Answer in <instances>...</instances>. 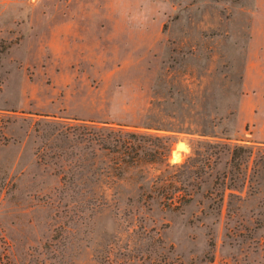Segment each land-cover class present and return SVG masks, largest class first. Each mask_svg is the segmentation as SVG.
Masks as SVG:
<instances>
[{
  "label": "rangeland",
  "instance_id": "rangeland-1",
  "mask_svg": "<svg viewBox=\"0 0 264 264\" xmlns=\"http://www.w3.org/2000/svg\"><path fill=\"white\" fill-rule=\"evenodd\" d=\"M0 264H264V0H0Z\"/></svg>",
  "mask_w": 264,
  "mask_h": 264
}]
</instances>
